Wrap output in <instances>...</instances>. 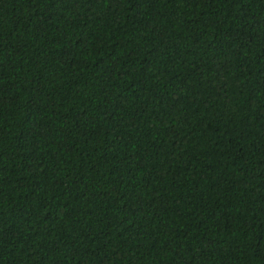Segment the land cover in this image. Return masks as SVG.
<instances>
[{"label": "trees", "instance_id": "16d2710c", "mask_svg": "<svg viewBox=\"0 0 264 264\" xmlns=\"http://www.w3.org/2000/svg\"><path fill=\"white\" fill-rule=\"evenodd\" d=\"M0 264H264V0H0Z\"/></svg>", "mask_w": 264, "mask_h": 264}]
</instances>
